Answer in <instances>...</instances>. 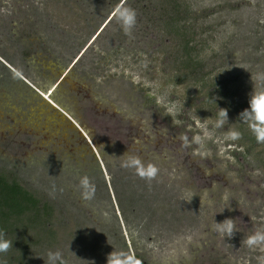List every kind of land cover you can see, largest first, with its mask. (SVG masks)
Wrapping results in <instances>:
<instances>
[{"label":"rangeland","instance_id":"rangeland-1","mask_svg":"<svg viewBox=\"0 0 264 264\" xmlns=\"http://www.w3.org/2000/svg\"><path fill=\"white\" fill-rule=\"evenodd\" d=\"M119 1L0 0V171L58 208L87 210V232L108 236L110 248L119 244L107 232H121L133 253L134 238L150 264H262L264 248L249 249L244 239L264 229V143L248 150L254 135L239 114L264 87V0H144L131 37L112 15ZM166 13L186 19L195 46L196 72L184 83H176L183 39ZM232 103L245 104L227 109L230 126L243 132L235 142L223 140L229 125L211 126ZM198 125L214 133L208 155L181 140L203 135ZM123 154L156 163L157 177L120 167ZM85 174L96 189L89 202L80 198ZM111 180L120 192L148 186L152 211L133 236ZM226 218L238 231L223 238L213 228ZM83 247L33 244L25 260L8 264H45L49 250L66 264H106L110 252Z\"/></svg>","mask_w":264,"mask_h":264},{"label":"trees","instance_id":"trees-1","mask_svg":"<svg viewBox=\"0 0 264 264\" xmlns=\"http://www.w3.org/2000/svg\"><path fill=\"white\" fill-rule=\"evenodd\" d=\"M132 1L134 3H132ZM124 2L122 4L123 6H129L131 4V7L137 9L142 7L141 3H143L144 0H127L125 3ZM166 16L167 27H171L174 33L176 35L180 34V37L183 39V44L181 45L182 51L178 58H182V73L179 74L176 83H184L188 77L192 78L196 72L195 59L191 55L195 46L191 44L192 37L188 33L190 32V27L187 26V22L185 23L186 19H183L182 17L169 15V13H166ZM164 27L166 28L165 25ZM243 106H245V104ZM243 106H239L238 104L234 105L232 103V105L227 104L226 109L230 110L231 108H234L236 111H241L244 108ZM251 137L252 138H248V141L254 144L248 147L249 151L258 144L255 137ZM130 177V175L128 176L126 174V178L129 182L136 180L134 177L130 180ZM102 182V188L110 201L114 217H117L113 204L114 202H111L106 182L103 179ZM132 184L133 186H125V191L120 192L119 185L117 186L115 181L111 180V190L114 192L113 196L115 198V205L117 206L126 229L129 230V234L133 236L131 233L132 229L134 227L137 230L141 229L144 224L145 212L152 211V209L148 205L149 199L146 198L149 197L148 186L145 185L146 188L140 190V188L137 187V185L140 184L136 182ZM69 206L70 211L63 207L58 208L56 204L54 205L46 200L44 195L37 193L35 190L26 188L16 178H11L0 171V229L5 230L7 232V238L10 237L9 239H13V245H19L21 247L19 250L22 251L20 255L17 256L11 252L12 250L8 252L9 256H7V253L2 254L3 257H7L5 264L11 263L12 260L17 262L16 260L20 258L25 260L22 255L26 252L28 253L33 244L40 247H47L48 249L52 248L54 245L64 247L70 244L72 240L76 245L77 241L80 242L82 247L84 246L88 248V246H95V248H99L100 251L105 249L106 253L111 252L113 247L110 248V244H107L108 236H105V239H103V237L101 239V237L95 235V233L87 232L90 229L88 227L90 220H88L87 210H81L82 207L74 208L71 205ZM72 211L74 214H69ZM79 211L81 212L79 213ZM149 220L150 219H147L146 222L148 223ZM86 223H88L87 226ZM29 230L31 231V234H28L27 231ZM107 233L115 238V242L119 244L118 249L129 250V245L126 243L124 235H122L121 232L120 234L118 231ZM15 235L19 236L20 239L16 240ZM135 241L136 240L132 238L130 242L135 251V256L141 264H150L138 251ZM82 250L84 251V249ZM84 252L87 253V249ZM86 259L87 258L85 257V260Z\"/></svg>","mask_w":264,"mask_h":264},{"label":"clouds","instance_id":"clouds-1","mask_svg":"<svg viewBox=\"0 0 264 264\" xmlns=\"http://www.w3.org/2000/svg\"><path fill=\"white\" fill-rule=\"evenodd\" d=\"M116 23L124 35L131 37L138 22V13L131 6H119L113 12ZM239 120L254 135L257 143H264V87L261 91L254 92L249 100V106L239 114ZM229 125L223 133L224 141H239L243 138V132L237 128L230 126L228 110L219 108L216 119L211 122L213 130L224 129ZM204 130L203 135H194L190 141L187 136H182L181 140L184 146L189 147L192 144L198 147L194 150V155H208L206 148L207 141L214 134L206 130V125H198ZM120 167L126 169H134L136 174L143 179L153 180L159 173V167L156 163L144 162L138 154H123L120 160ZM80 198L84 202L92 201L95 197V185L90 181L88 175H82L79 179ZM213 230L221 237H232L238 226L233 218H226L222 222H215ZM244 244L249 249L264 248V229H257L244 239ZM13 248V239L7 238V232L0 229V255L6 254ZM47 261L45 264H66V261L60 251H47ZM2 264V262H0ZM106 264H141L135 254L130 250L118 249L111 251L107 256ZM264 264V261H262Z\"/></svg>","mask_w":264,"mask_h":264},{"label":"flooded vegetation","instance_id":"flooded-vegetation-1","mask_svg":"<svg viewBox=\"0 0 264 264\" xmlns=\"http://www.w3.org/2000/svg\"><path fill=\"white\" fill-rule=\"evenodd\" d=\"M124 1H125V0H121V1H119L117 7L121 6V5L123 4ZM143 5H145V4H143ZM117 7H115V9H116ZM115 9H114V11H115ZM114 11H113V12H114ZM113 12H112V15H113Z\"/></svg>","mask_w":264,"mask_h":264},{"label":"water","instance_id":"water-1","mask_svg":"<svg viewBox=\"0 0 264 264\" xmlns=\"http://www.w3.org/2000/svg\"><path fill=\"white\" fill-rule=\"evenodd\" d=\"M103 26H104V25H103ZM103 26H102V27H103ZM102 27H101V29H102ZM94 36H95V35H94ZM79 56H80V55H78V57H79ZM78 57H77V58H78ZM77 58H76V59H77ZM76 59H75V61H76ZM75 61H74V62H75Z\"/></svg>","mask_w":264,"mask_h":264}]
</instances>
